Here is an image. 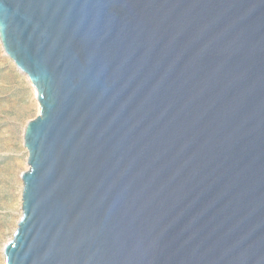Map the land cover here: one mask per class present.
I'll use <instances>...</instances> for the list:
<instances>
[{"label":"water","instance_id":"1","mask_svg":"<svg viewBox=\"0 0 264 264\" xmlns=\"http://www.w3.org/2000/svg\"><path fill=\"white\" fill-rule=\"evenodd\" d=\"M40 91L5 264H264V0H0Z\"/></svg>","mask_w":264,"mask_h":264},{"label":"rangeland","instance_id":"2","mask_svg":"<svg viewBox=\"0 0 264 264\" xmlns=\"http://www.w3.org/2000/svg\"><path fill=\"white\" fill-rule=\"evenodd\" d=\"M39 113L33 86L0 44V264H5L3 246L22 216L20 176L28 170L24 129Z\"/></svg>","mask_w":264,"mask_h":264},{"label":"bare ground","instance_id":"3","mask_svg":"<svg viewBox=\"0 0 264 264\" xmlns=\"http://www.w3.org/2000/svg\"><path fill=\"white\" fill-rule=\"evenodd\" d=\"M1 44V43H0ZM2 46V45H1ZM2 48H3V46H2ZM6 53V52H5ZM6 55H7V53H6ZM8 56V55H7ZM22 73V72H21ZM33 86V85H32ZM33 90H34V94H35V99L36 100H38V96L40 95V91L37 89V88H35V87H33ZM20 178H21V176H20ZM22 180V179H21ZM2 253H3V249H2ZM3 256H4V254H3Z\"/></svg>","mask_w":264,"mask_h":264}]
</instances>
